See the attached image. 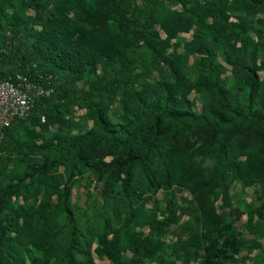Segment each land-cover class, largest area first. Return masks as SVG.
Instances as JSON below:
<instances>
[{
	"label": "trees",
	"instance_id": "1",
	"mask_svg": "<svg viewBox=\"0 0 264 264\" xmlns=\"http://www.w3.org/2000/svg\"><path fill=\"white\" fill-rule=\"evenodd\" d=\"M167 1L0 0V25L17 26L0 44L24 29L32 37L29 52L16 48V72L0 67V79L21 73L43 85L50 76L53 84L0 142V264H98L94 254L105 264H180L138 230L135 206L146 188L170 185L173 171L181 173L189 157L174 154L173 144L194 136L213 150L214 186L227 191L241 169L262 182L263 200L249 208L264 216V84L256 64L264 58V20L230 19L233 11L264 10V0ZM193 27V42L171 44ZM189 51L200 55L195 72L181 61ZM6 56L0 48V64ZM193 91L203 102L190 98ZM115 104L117 121L109 116ZM74 107L83 110L79 119ZM26 124L33 136L23 138ZM237 137L246 161L228 158ZM89 174L102 204L82 226L70 196L73 182ZM169 203L167 220L174 221L176 204ZM233 219L224 218L219 231ZM176 244L178 251L182 241ZM239 250L235 237L213 240L201 264H242Z\"/></svg>",
	"mask_w": 264,
	"mask_h": 264
},
{
	"label": "rangeland",
	"instance_id": "2",
	"mask_svg": "<svg viewBox=\"0 0 264 264\" xmlns=\"http://www.w3.org/2000/svg\"><path fill=\"white\" fill-rule=\"evenodd\" d=\"M168 5L167 0H163ZM234 2V0H231ZM231 20L242 21L243 24H256L257 20H264V10H256L250 15H246L242 11H233L230 13ZM0 40L4 37H10L14 33L16 27L9 26L1 21ZM194 27L188 32L179 34L173 38L171 44H186L193 42ZM6 35V36H5ZM7 44H0V48L7 50V56L0 64L9 73L16 72V62L20 60L22 53H17V47L23 53L29 52L32 37L30 32L23 30L16 36V39L8 38ZM25 42L26 44H22ZM177 48V47H176ZM190 47H186L187 50ZM182 47H178L181 52ZM220 49L216 51V60L222 63L219 54ZM185 61L186 70L195 72L197 66H200L199 53L189 51ZM258 72L262 83L264 84V58L259 54L256 60ZM227 76H231V72H227ZM190 98L198 103L203 102L202 92H190ZM73 114L77 119L83 114V110L74 107ZM120 108L115 104L109 110L111 120L119 119ZM44 116L42 115L41 121ZM21 130V136L28 138L33 136L31 126ZM40 133V128L36 127ZM234 138L231 148L228 151V158L234 162H242L248 160V151L243 149L242 141ZM39 140V139H38ZM180 141V139H177ZM250 150L252 145L256 146L255 140H248ZM174 143L172 152L189 157L185 162V168H181L180 174L175 176V172L171 174V184L165 185L161 182L152 189L146 188L137 200L136 206L141 220L139 221L138 230L152 236L154 242L159 248V252L164 253L166 258H172L177 263L182 264H201L202 256L207 245L213 240L223 243L229 238L235 237L240 244L238 256L242 264H264V216L259 217L252 211L250 205H258L262 202V182H255L246 176L245 170L241 169L237 176L232 179V183L225 191L224 187L214 186V172L210 171L214 162L213 150L204 145L200 136H194L188 143L180 141ZM188 164V165H187ZM186 166H188L186 168ZM174 174V175H173ZM231 175L228 176L230 178ZM214 181V182H211ZM94 182L92 175L85 178H77L73 182L71 190V205L75 217L82 226L91 225L93 222V213L101 208L102 198L100 196V185ZM169 199H173L176 204V214L174 221H168L169 217ZM241 211V215L237 219H233L235 211ZM200 214V215H199ZM202 214V215H201ZM231 216L234 220L232 226L222 232L220 225L224 218ZM159 223L160 228L150 230L149 225ZM220 229V231H219ZM182 241V246L178 251L177 241ZM98 264H105L104 258L94 254Z\"/></svg>",
	"mask_w": 264,
	"mask_h": 264
},
{
	"label": "built area",
	"instance_id": "3",
	"mask_svg": "<svg viewBox=\"0 0 264 264\" xmlns=\"http://www.w3.org/2000/svg\"><path fill=\"white\" fill-rule=\"evenodd\" d=\"M42 78L47 80L46 85L21 73H15L13 78L0 79V142L4 129L10 126L15 118L27 117L37 98L52 94L53 84L50 76Z\"/></svg>",
	"mask_w": 264,
	"mask_h": 264
}]
</instances>
